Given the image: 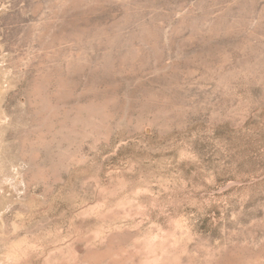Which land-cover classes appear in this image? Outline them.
I'll return each instance as SVG.
<instances>
[{
    "label": "rangeland",
    "instance_id": "rangeland-1",
    "mask_svg": "<svg viewBox=\"0 0 264 264\" xmlns=\"http://www.w3.org/2000/svg\"><path fill=\"white\" fill-rule=\"evenodd\" d=\"M0 264H264V0H0Z\"/></svg>",
    "mask_w": 264,
    "mask_h": 264
}]
</instances>
